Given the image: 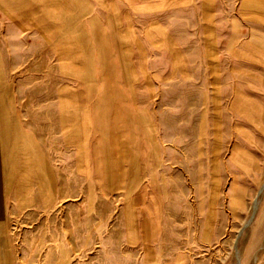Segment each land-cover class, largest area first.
Returning a JSON list of instances; mask_svg holds the SVG:
<instances>
[{"label": "rangeland", "instance_id": "374dc122", "mask_svg": "<svg viewBox=\"0 0 264 264\" xmlns=\"http://www.w3.org/2000/svg\"><path fill=\"white\" fill-rule=\"evenodd\" d=\"M0 224V264H264V0H0Z\"/></svg>", "mask_w": 264, "mask_h": 264}, {"label": "crops", "instance_id": "0c3cea01", "mask_svg": "<svg viewBox=\"0 0 264 264\" xmlns=\"http://www.w3.org/2000/svg\"><path fill=\"white\" fill-rule=\"evenodd\" d=\"M3 230H4V227H3V225L2 224H0V234L2 235L3 233ZM4 243H6V241L4 242Z\"/></svg>", "mask_w": 264, "mask_h": 264}, {"label": "bare ground", "instance_id": "6f19581e", "mask_svg": "<svg viewBox=\"0 0 264 264\" xmlns=\"http://www.w3.org/2000/svg\"><path fill=\"white\" fill-rule=\"evenodd\" d=\"M2 233H4V230H3V232H2ZM5 264H8V262L6 261V262H5Z\"/></svg>", "mask_w": 264, "mask_h": 264}]
</instances>
